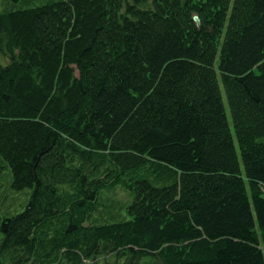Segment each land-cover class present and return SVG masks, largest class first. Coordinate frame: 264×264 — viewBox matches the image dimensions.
Segmentation results:
<instances>
[{"label": "trees", "instance_id": "trees-1", "mask_svg": "<svg viewBox=\"0 0 264 264\" xmlns=\"http://www.w3.org/2000/svg\"><path fill=\"white\" fill-rule=\"evenodd\" d=\"M0 53V264H264V0H0Z\"/></svg>", "mask_w": 264, "mask_h": 264}, {"label": "rangeland", "instance_id": "rangeland-1", "mask_svg": "<svg viewBox=\"0 0 264 264\" xmlns=\"http://www.w3.org/2000/svg\"><path fill=\"white\" fill-rule=\"evenodd\" d=\"M1 55V53H0ZM6 58L4 56H0V63L1 64H5ZM221 91H222V96H223V100H224V104H225V110L227 113V117L229 119V123L231 124V120H230V112H229V108H228V104L226 102V98H225V94L223 91V88L221 87ZM9 174L7 173V171H0V212H5L7 210H16L19 211L22 206H24V203L29 199V195H30V190L29 189H25L22 191H12L11 189H9ZM116 190V194L117 197H119L118 199H121V203L124 200H127L128 197H126L125 193H122L120 191V189H115ZM103 260L105 259H101L100 261L103 262ZM108 261H112V259H108ZM114 264V263H113Z\"/></svg>", "mask_w": 264, "mask_h": 264}, {"label": "water", "instance_id": "water-1", "mask_svg": "<svg viewBox=\"0 0 264 264\" xmlns=\"http://www.w3.org/2000/svg\"><path fill=\"white\" fill-rule=\"evenodd\" d=\"M192 20L195 22V24H196L198 27H200L201 21H200V18H199L198 15L194 14V15L192 16Z\"/></svg>", "mask_w": 264, "mask_h": 264}]
</instances>
